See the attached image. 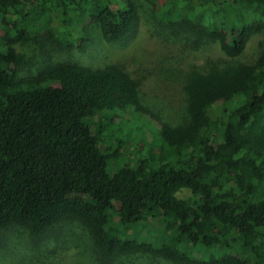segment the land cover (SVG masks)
<instances>
[{"label":"trees","instance_id":"1","mask_svg":"<svg viewBox=\"0 0 264 264\" xmlns=\"http://www.w3.org/2000/svg\"><path fill=\"white\" fill-rule=\"evenodd\" d=\"M148 22L135 70L108 56L23 74L37 62L20 44L83 49L95 24L129 46ZM166 71L172 120L146 98L173 100ZM77 228L67 249L88 264H264V0H0V238Z\"/></svg>","mask_w":264,"mask_h":264},{"label":"rangeland","instance_id":"2","mask_svg":"<svg viewBox=\"0 0 264 264\" xmlns=\"http://www.w3.org/2000/svg\"><path fill=\"white\" fill-rule=\"evenodd\" d=\"M149 18L150 16L146 17L145 19L148 20ZM148 23L142 24L139 30L140 32L135 37V39L131 40L129 46L109 45L103 43L99 28L95 24H90L88 26V30L90 31L93 40H91L90 43H88L83 49L79 47L68 49L66 46V41L61 39L59 40L61 44L53 45V47H47V52L50 54L45 57L37 44L32 42L20 44L18 48L26 52L29 56H34L37 62L36 66L25 70L23 74H34L38 72L43 66H47L48 63L53 62L56 59L70 61L73 63H84L86 65H99L106 58H108V56L111 59L122 60L131 70H135L144 64L138 60L142 56L141 54L146 53L152 55L155 48V45L151 43L152 40L150 39V37H153L150 33L152 25ZM260 38H254V40L251 42V46L254 47ZM215 52H218L216 48H214V51L212 52L209 50H204L198 54V58H192L190 62L191 64L200 63L205 59L206 56L214 54ZM146 63L148 65L154 64L152 61ZM177 72L179 71H166V74H168L167 78L172 86V101H164L157 99L156 96L151 95V97H146L154 110L159 112L162 117L168 120H172V118L174 119L180 114V108L184 103L181 84L176 78ZM154 149L160 152L158 147H155ZM189 194V190H185L181 193V195L184 196ZM156 226V228H158L162 226V224L159 223ZM80 231V228H77L75 231H61V235L57 237L59 239L58 242H49L48 246L46 247H44L43 244L48 242L50 239H47L41 245H34L31 243V240L25 233L15 231L11 234V236H8L7 234L4 239L0 238V264H17L18 257L16 254V249L20 246L28 249L30 253L28 259L31 260L29 264H88L86 259L82 255L78 254V252L81 250L80 248L70 246V248L67 249V244L70 243L69 240L73 238L74 234L78 235ZM81 242L82 240L79 243ZM55 244L56 249L53 248ZM49 250H51V252ZM130 258L132 259H120L117 261V264H144V259L142 258Z\"/></svg>","mask_w":264,"mask_h":264},{"label":"clouds","instance_id":"3","mask_svg":"<svg viewBox=\"0 0 264 264\" xmlns=\"http://www.w3.org/2000/svg\"><path fill=\"white\" fill-rule=\"evenodd\" d=\"M16 254L18 257L17 264H29V251L27 248L20 246L16 249Z\"/></svg>","mask_w":264,"mask_h":264}]
</instances>
